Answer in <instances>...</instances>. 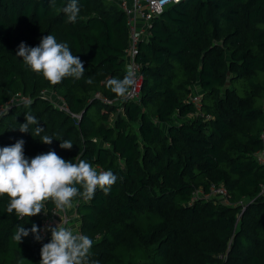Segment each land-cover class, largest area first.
Listing matches in <instances>:
<instances>
[{
	"label": "trees",
	"instance_id": "trees-1",
	"mask_svg": "<svg viewBox=\"0 0 264 264\" xmlns=\"http://www.w3.org/2000/svg\"><path fill=\"white\" fill-rule=\"evenodd\" d=\"M68 3L0 0V148L22 139L29 160L54 150L117 176L108 195L97 189L73 201L74 234L93 240L90 264H264V0L170 5L139 45L141 99L123 103L107 81L127 72L126 12L114 0H78L69 23ZM49 34L82 61L81 79L51 85L16 56L21 43L35 47ZM29 112L41 136L31 135L35 125L18 130ZM64 140L71 150L60 148ZM213 185L225 188L227 202L207 197ZM8 203L0 197V264H40L54 204L21 219ZM33 224L41 241L13 239L18 226Z\"/></svg>",
	"mask_w": 264,
	"mask_h": 264
},
{
	"label": "clouds",
	"instance_id": "clouds-1",
	"mask_svg": "<svg viewBox=\"0 0 264 264\" xmlns=\"http://www.w3.org/2000/svg\"><path fill=\"white\" fill-rule=\"evenodd\" d=\"M50 2L54 3V0ZM63 13L66 22L75 23L80 14L78 0H69ZM16 56L22 58L31 71L42 74L51 85L61 84L67 78L79 80L85 73L79 57L72 54L67 43L57 42L52 34L42 37L35 47L21 43ZM86 82L92 84L93 79L89 77ZM136 82L135 71L128 68L123 79L111 78L107 81V87L118 99L125 101L133 96ZM24 118L25 123L20 124L18 129L21 133H30L29 128L33 125V137L45 132L30 112ZM53 140L47 134L40 139L45 145H51ZM24 144L25 141L21 139L11 146L0 148V197L9 198L7 212H15L18 218L41 214L49 201L54 204L55 213H64L73 206L74 198L91 200L97 189L108 195L117 182L118 178L111 170L97 172L84 159H78L76 163L65 161L54 150L29 160L24 155ZM60 148L71 150L73 144L70 140H64ZM45 231L51 232V242L43 245L40 264H90L91 238L74 234L63 223L49 226ZM30 233L36 241H41V229L35 224L30 230L18 226L13 239L20 244L22 238Z\"/></svg>",
	"mask_w": 264,
	"mask_h": 264
},
{
	"label": "built area",
	"instance_id": "built-area-1",
	"mask_svg": "<svg viewBox=\"0 0 264 264\" xmlns=\"http://www.w3.org/2000/svg\"><path fill=\"white\" fill-rule=\"evenodd\" d=\"M116 1L120 7L126 12L127 17L129 19V29H130V44L128 49L126 50V65L128 68H132L136 73V85L135 92L133 96L128 98L125 101L118 100L119 103L127 102V101H136L139 102L142 95L143 85L145 81L144 74L142 72L141 63L137 60L139 55V45L141 41H145V37L147 36L148 40V25L151 21L160 16L170 5L179 3L183 0H114ZM138 21H142L145 23L144 29H139ZM190 101L195 104V106L200 109L202 106V94L193 92L190 95ZM65 106V105H64ZM62 108L67 110L66 106ZM262 140L264 142V133L262 135ZM258 159L261 163L264 164V149L259 153ZM103 171L102 169H100ZM196 196H200L201 192L195 194ZM208 198H217L224 202H227V191L223 187H217L213 185L211 187L210 194L207 195ZM59 213H53V216L49 218L44 223L43 234L44 236L49 235L50 231H45V229L49 226H52L54 223V219ZM71 217L68 216L66 212L63 213V226L69 228Z\"/></svg>",
	"mask_w": 264,
	"mask_h": 264
},
{
	"label": "crops",
	"instance_id": "crops-1",
	"mask_svg": "<svg viewBox=\"0 0 264 264\" xmlns=\"http://www.w3.org/2000/svg\"><path fill=\"white\" fill-rule=\"evenodd\" d=\"M138 26H139V29H144L145 28V23L142 22V21H138ZM145 39L147 40V36L145 37ZM95 169L97 170V172L101 171L99 168H95ZM62 214L63 213H59L58 214L59 216H56V218L54 219V223H53V225L51 227H55V226L60 224V222L62 221ZM71 219H72L73 222L71 223L69 229H71L73 231V233L74 232H78L79 229H80L79 228L80 226L77 225V222H76L77 215L76 216L74 215V217L71 216Z\"/></svg>",
	"mask_w": 264,
	"mask_h": 264
},
{
	"label": "rangeland",
	"instance_id": "rangeland-1",
	"mask_svg": "<svg viewBox=\"0 0 264 264\" xmlns=\"http://www.w3.org/2000/svg\"><path fill=\"white\" fill-rule=\"evenodd\" d=\"M43 211H45V207H44ZM66 213L68 214L69 217H71V216L74 217V215L76 216L75 204H73V206L70 209L66 210ZM62 220H63V214H62ZM72 222L73 221L71 219L70 225H71ZM76 222H77V225H78L79 224V221L77 219H76ZM60 223H63V222L61 221Z\"/></svg>",
	"mask_w": 264,
	"mask_h": 264
}]
</instances>
